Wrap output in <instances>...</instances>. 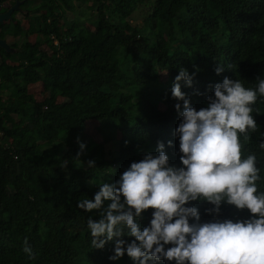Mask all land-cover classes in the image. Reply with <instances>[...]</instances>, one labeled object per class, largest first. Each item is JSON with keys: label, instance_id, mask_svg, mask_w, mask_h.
Masks as SVG:
<instances>
[{"label": "trees", "instance_id": "trees-1", "mask_svg": "<svg viewBox=\"0 0 264 264\" xmlns=\"http://www.w3.org/2000/svg\"><path fill=\"white\" fill-rule=\"evenodd\" d=\"M25 8L26 22L13 27L18 64L0 69L8 92L0 96V264H130L127 254L109 259L111 241L91 249L92 213L77 199L92 198L98 185L91 181L113 183L124 162L155 152L157 142L175 164L167 123L180 122L171 96L176 75L181 68L195 74L190 87L180 83L197 110L223 79L218 64L253 79L249 57L264 61V0H28ZM38 82L41 100L28 90ZM259 139L251 133L245 148L260 153ZM222 209V218L248 212Z\"/></svg>", "mask_w": 264, "mask_h": 264}, {"label": "clouds", "instance_id": "clouds-1", "mask_svg": "<svg viewBox=\"0 0 264 264\" xmlns=\"http://www.w3.org/2000/svg\"><path fill=\"white\" fill-rule=\"evenodd\" d=\"M249 58L256 79L223 73L229 66L218 64L215 72L223 79L210 86L212 94L199 110L180 83L190 87L195 74L180 69L171 89L180 122L167 123L175 164L164 142H157L155 152L129 167L124 162L126 170L113 183L91 181L98 191L76 202L79 209L92 213L86 219L91 249H102L111 241L109 259L127 254L130 264H264V131L260 132L263 110L258 102L264 101V61ZM256 132L260 153L249 152L244 144ZM77 142L82 153L86 145L79 138ZM87 166L95 168V162L89 160ZM207 203L211 206L205 208ZM222 205L248 212L222 218ZM203 212L211 219L202 220ZM22 250L33 254L27 239Z\"/></svg>", "mask_w": 264, "mask_h": 264}, {"label": "flooded vegetation", "instance_id": "flooded-vegetation-1", "mask_svg": "<svg viewBox=\"0 0 264 264\" xmlns=\"http://www.w3.org/2000/svg\"><path fill=\"white\" fill-rule=\"evenodd\" d=\"M19 2V10L13 11V7L16 2ZM28 0H0V15L3 16L11 10L8 16H3L0 19V69L7 68L9 65H13L11 56L16 50L15 36L13 34L14 24L18 21V13H26V2ZM1 73V70H0ZM2 80H0V85ZM4 91L0 89V96L3 95Z\"/></svg>", "mask_w": 264, "mask_h": 264}, {"label": "rangeland", "instance_id": "rangeland-1", "mask_svg": "<svg viewBox=\"0 0 264 264\" xmlns=\"http://www.w3.org/2000/svg\"><path fill=\"white\" fill-rule=\"evenodd\" d=\"M17 18H19L18 21L26 22L25 16H24L23 13H18L17 14ZM34 39H35L34 37L31 38L32 41H34ZM43 48H48V46L47 45H43ZM28 90H29L30 93H33V95L38 100H41L44 97V95H45L44 85H43L42 82H39L37 84L30 85L29 88H28ZM3 91H4L3 95H4V97H6L7 94H8V92L6 90H3ZM90 126L92 127V125H90ZM97 133H98V135L100 137V134H99L98 130H97Z\"/></svg>", "mask_w": 264, "mask_h": 264}, {"label": "water", "instance_id": "water-1", "mask_svg": "<svg viewBox=\"0 0 264 264\" xmlns=\"http://www.w3.org/2000/svg\"><path fill=\"white\" fill-rule=\"evenodd\" d=\"M17 10H19V2L18 1L15 3V5L13 7V11H17ZM10 12H11V10L9 11V13H7L3 16H8L10 14ZM3 16L0 15V19H2Z\"/></svg>", "mask_w": 264, "mask_h": 264}]
</instances>
